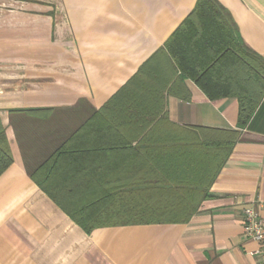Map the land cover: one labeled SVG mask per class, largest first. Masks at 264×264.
I'll return each instance as SVG.
<instances>
[{
    "label": "crops",
    "instance_id": "obj_1",
    "mask_svg": "<svg viewBox=\"0 0 264 264\" xmlns=\"http://www.w3.org/2000/svg\"><path fill=\"white\" fill-rule=\"evenodd\" d=\"M244 44L264 58V0H216ZM196 0H0V124L12 164L0 176V264H260L244 236V210L264 220V96L244 128L238 102L211 101L165 43ZM182 39L179 41L181 46ZM238 131L232 152L186 224L76 225L66 202L133 186L135 141L151 127ZM167 128L170 131H167ZM81 164L46 179L62 145ZM147 166V165H146Z\"/></svg>",
    "mask_w": 264,
    "mask_h": 264
},
{
    "label": "trees",
    "instance_id": "obj_2",
    "mask_svg": "<svg viewBox=\"0 0 264 264\" xmlns=\"http://www.w3.org/2000/svg\"><path fill=\"white\" fill-rule=\"evenodd\" d=\"M165 48L209 100L236 98L237 128L246 126L264 96V58L244 44L233 19L216 0H196ZM160 126L151 127L145 138L135 141L136 160L147 170L135 173L133 186L100 189L103 192L85 202L71 203L65 201L67 196L82 189L69 186L56 193L36 178L34 181L87 233L106 226L186 224L209 198V190L237 142L238 131L172 126L165 137L157 138ZM85 152L64 144L40 169L49 179L62 165L81 164ZM11 164L0 124V176Z\"/></svg>",
    "mask_w": 264,
    "mask_h": 264
},
{
    "label": "built area",
    "instance_id": "obj_3",
    "mask_svg": "<svg viewBox=\"0 0 264 264\" xmlns=\"http://www.w3.org/2000/svg\"><path fill=\"white\" fill-rule=\"evenodd\" d=\"M244 236L259 244L260 264H264V220L252 209L244 210Z\"/></svg>",
    "mask_w": 264,
    "mask_h": 264
}]
</instances>
